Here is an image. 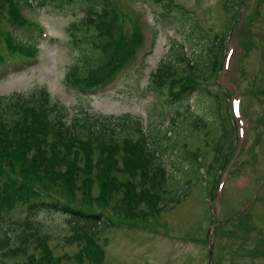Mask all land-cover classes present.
I'll use <instances>...</instances> for the list:
<instances>
[{
    "label": "rangeland",
    "instance_id": "374dc122",
    "mask_svg": "<svg viewBox=\"0 0 264 264\" xmlns=\"http://www.w3.org/2000/svg\"><path fill=\"white\" fill-rule=\"evenodd\" d=\"M3 1L0 11L10 0ZM35 1L45 9L35 6ZM112 1L116 8L113 19L115 22L122 19V23H118L120 29H114L111 38L133 35L137 21L144 36L143 46L115 81L85 95L68 90L65 83V74L76 56L74 42L80 39L82 43L86 36L83 30L73 32L71 28V22H78L82 12L78 10L76 16L68 10L59 12L49 7L54 0H20L17 12L21 9L26 19L20 26L6 17L8 8L1 11L0 95H25L44 87L52 100L60 101L71 115L81 112L92 116L130 115L140 118L146 126L150 120L157 122L155 128L159 134L173 132L176 140L202 150V166L193 164V168L198 167V180L180 203L136 223H129L121 213L115 212L109 198L102 210L112 221H105L109 227L80 228L69 215L50 209L35 216L29 225L31 232H38L46 240L56 264H208L206 232L211 217L209 205L213 203L212 264H264V0H243L239 19L241 0ZM127 14L133 19L127 20ZM234 20V29L227 37ZM75 26L80 25L75 23ZM9 35L10 42L13 39L17 45L37 44L34 59L8 49ZM222 40L224 47L232 51L229 60L227 56L218 74L211 76L202 69L198 95L173 101L168 93L160 96L153 93L148 85L151 74L162 62L173 60L180 50L177 44L183 47L187 58L197 52L196 58ZM151 49L142 67V57ZM111 54L112 51L106 61ZM184 63L178 67L179 71ZM204 92H208L206 96H202ZM213 95L220 115L215 123L211 122V109L215 108ZM188 107L195 119L192 128L182 124ZM238 109L239 119L234 114ZM246 117L252 125L250 133ZM196 118L205 121V126L197 131ZM233 126L237 129L235 154L230 150L235 140ZM252 135L256 138L255 145H251ZM220 136L225 137L224 150L216 152L213 148ZM167 155L170 157H165L166 162L176 157L170 150ZM34 184L40 188L38 181ZM41 188L60 202L74 200L85 210L88 206L101 210L93 201H84L80 193L72 196L63 189ZM95 195L96 189L93 199ZM3 215L21 221L27 213L17 205L13 210H5ZM12 231V228L8 230ZM38 252L33 254L38 257ZM7 255H10L7 249L0 252V264H18L25 258L22 254L17 259Z\"/></svg>",
    "mask_w": 264,
    "mask_h": 264
},
{
    "label": "trees",
    "instance_id": "16d2710c",
    "mask_svg": "<svg viewBox=\"0 0 264 264\" xmlns=\"http://www.w3.org/2000/svg\"><path fill=\"white\" fill-rule=\"evenodd\" d=\"M7 8L12 23H18L21 17L15 6L9 3ZM59 10L71 11L74 16L78 10L82 12V18L78 22L73 20L71 28L73 32L74 29L86 32L82 43L79 40L80 45L75 42L76 56L65 74L66 88L90 93L111 84L133 59L141 35L134 31L131 36L119 34L111 38L114 29L120 26L114 25L110 0H63ZM221 43L215 42L204 51L205 55L200 52L196 58L197 52L187 58L183 47L177 44L180 50L173 60L162 62L151 74L148 85L153 93L157 96L168 93L173 101L198 95L202 69L211 76L217 72ZM6 45L23 55H34L33 46L19 47L8 37ZM150 53L142 58V67ZM182 63L185 66L179 71ZM212 99L215 108L211 109V122L215 123L220 115L216 96ZM183 117L182 124L192 128L195 119L189 107ZM196 119L199 122L195 131L205 126V121ZM157 124L150 120L146 126L140 118L130 115L92 116L85 112L71 115L60 101L52 100L45 88L25 95H0V252L7 249L10 255L6 257L14 259L24 255L18 264H56L46 240L29 228L36 214L45 210L69 215L80 228L94 226L98 230L100 226L109 227L105 221L110 220L102 211L109 198L115 212L131 224L180 203L198 180L194 162L202 166L204 156L201 149L176 140L173 132L159 134ZM224 138L215 140L216 152L224 150ZM168 150L176 157L166 162L165 157H170ZM34 181L39 182L40 188L35 187ZM46 186L63 189L72 196L80 193L84 201H93L101 210L95 211L90 206L85 210L74 200L60 202L43 191L41 187ZM94 189L97 195L93 199ZM17 205L26 209L25 219L14 221L3 215ZM11 228L13 231L9 233ZM34 251H39L38 257Z\"/></svg>",
    "mask_w": 264,
    "mask_h": 264
},
{
    "label": "water",
    "instance_id": "95a60500",
    "mask_svg": "<svg viewBox=\"0 0 264 264\" xmlns=\"http://www.w3.org/2000/svg\"><path fill=\"white\" fill-rule=\"evenodd\" d=\"M209 229H210V231L212 229V220H211ZM208 235H211V232H209ZM212 249H213V244H212V241H210L209 242V264H211V260H212Z\"/></svg>",
    "mask_w": 264,
    "mask_h": 264
}]
</instances>
